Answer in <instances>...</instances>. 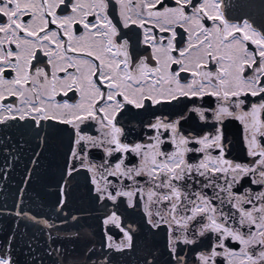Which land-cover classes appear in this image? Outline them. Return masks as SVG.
<instances>
[{"label": "snow or ice", "instance_id": "snow-or-ice-1", "mask_svg": "<svg viewBox=\"0 0 264 264\" xmlns=\"http://www.w3.org/2000/svg\"><path fill=\"white\" fill-rule=\"evenodd\" d=\"M116 4L125 29L143 30L139 42L149 55L137 57L128 40L118 42L119 25L109 18V0H0V125L13 122L37 136L42 122L75 128L67 176L86 169L101 201L115 204L125 197L133 207L135 197L145 198L152 228L166 226L173 264H189L187 252L202 239L208 246L191 264H219L218 257L225 264H264V34L247 22L225 20L216 0ZM63 8L70 11L61 14ZM205 18L211 27L202 22ZM76 25L83 31L77 33ZM178 28L187 33L184 47L177 43ZM42 60L45 67H37ZM6 72L14 75L9 78ZM61 94L67 98L62 102L56 100ZM205 96L216 100L214 125L226 118L241 122L249 162L225 157L219 127L196 138L182 135L179 121L156 118L146 125L156 133L148 142H123L118 116L129 106L147 110ZM248 96L259 99L245 110ZM13 97L14 102L2 103ZM192 111L207 121L206 110ZM92 123L99 126V135L82 134ZM161 129L170 130V136ZM165 144L170 151L163 150ZM96 149L104 153L102 161L90 159ZM129 154L139 162L129 166ZM189 154H198L197 161L189 162ZM144 176L148 179L141 185L137 178ZM103 223L120 227L115 213ZM121 231L119 242L107 236V249L133 248V237ZM87 253L83 264H97L95 250ZM0 264H15L6 248L0 251ZM104 264L110 261L105 258ZM143 264H155V259L146 257Z\"/></svg>", "mask_w": 264, "mask_h": 264}, {"label": "water", "instance_id": "water-1", "mask_svg": "<svg viewBox=\"0 0 264 264\" xmlns=\"http://www.w3.org/2000/svg\"><path fill=\"white\" fill-rule=\"evenodd\" d=\"M7 126L0 125V135ZM11 126L13 138L0 137V251L6 248L15 264H83L90 248L98 254L93 257L97 264H104L105 258L110 264H143L146 257L154 258L155 264H172L166 237L131 209L124 210L122 217L133 248L107 249L102 217L110 209L98 201L87 180L66 175L71 132L64 124L42 122L39 136L31 129ZM16 158L23 175L26 160L28 184L15 187L16 194L11 195L5 170L8 163L16 168ZM63 180L69 182L60 203Z\"/></svg>", "mask_w": 264, "mask_h": 264}, {"label": "flooded vegetation", "instance_id": "flooded-vegetation-1", "mask_svg": "<svg viewBox=\"0 0 264 264\" xmlns=\"http://www.w3.org/2000/svg\"><path fill=\"white\" fill-rule=\"evenodd\" d=\"M202 0H193L195 5H199ZM219 5L220 12L223 14V18L230 23H234L237 25H242L244 22L249 23L254 29L264 34V0H216ZM166 3L172 4L174 0H166ZM70 11V8H63L61 14L67 13ZM191 12V9L188 10ZM109 18L113 20L114 23L119 25V41L123 42L124 40L129 41L130 50L135 47V54L137 57L139 56H147L150 53V49H147L146 46L141 44L139 41L143 38V30L137 28L135 26H131L128 29L123 27L121 18H120V9L119 5L116 4V0H109V9H108ZM206 27H211L212 21L207 20L206 18L202 21ZM54 28V26H52ZM77 33L82 32L83 28L80 25H76ZM187 42V33L184 32L183 29H177V43L178 46L184 47ZM251 48L254 46L250 45ZM46 61H43L40 64H37V67H45ZM47 71L51 72V66H47ZM69 71H73L70 69ZM11 73L6 72V76L10 78ZM60 75H63L61 73ZM71 96V93H69ZM67 99L62 94L56 97L57 101L62 102ZM247 104L245 105V110H247L251 103L258 101L259 98H253L248 96ZM15 98H9L2 103H11L14 102ZM217 106L216 100L214 97L205 96L203 98H180L178 101H174L172 103H163L160 105L152 106L149 105L147 110H137L131 108L127 111L122 112L118 116V125L122 128L123 135L122 140L128 144H134L136 142H148V137L154 136L155 130L149 129L146 125L153 123L156 118H162L166 122H174L179 121L178 130L182 135L191 134L193 137H200L209 132H215L216 128L219 127L222 132V143L225 148V157L234 162L247 163L250 161V157L247 155V144L244 139V129L243 125L239 120L233 118H226L222 124L214 125L211 120V109ZM195 107L202 108L206 110L205 115L207 117V121L201 120L199 115L196 112H193L192 109ZM261 119L264 120V112L261 113ZM8 126L5 128L4 134L0 135V137H4L6 139L11 140L14 136L13 133L10 132L11 125H17L13 122H7ZM19 126V125H17ZM71 132V142H70V151L68 162L71 159V151L76 147V129L71 125H65ZM18 129V127H15ZM99 126L95 123L89 124L87 127H83L82 134H91V135H99L98 132ZM1 129V128H0ZM161 132L164 133L165 136H170V130L165 132V130L161 129ZM16 145V144H15ZM194 146V145H190ZM14 150H17V146H14ZM164 151H170L171 145L165 144L162 146ZM213 154L217 155L218 150H213ZM119 155V154H117ZM130 159L127 161L128 165L131 166L133 163H138L139 158L129 154ZM189 162H195L198 159V154H189L187 157ZM90 159L94 162H99L104 159V153L101 150H92L90 154ZM115 162V158H113ZM16 168L14 170L11 169L10 163H8L7 168L5 170V184L9 187V191L11 195L16 194L15 187L26 186L28 181L26 180V160H25V169L24 175L23 170L21 169V161L16 158L15 159ZM67 175V170H66ZM74 175H80L84 180H87V184L91 186L93 193H95V186L91 181V173H89L86 169H81L78 173H74ZM114 183H120V181L115 178H110ZM141 185H144L147 181V177H139ZM68 180H63L61 182V201H63V188L65 184H68ZM123 183L125 185H130L132 182L128 180H124ZM245 186H249V182L247 179L244 181ZM253 191H259V187L256 185H251ZM237 191H241V189H237ZM97 196V195H96ZM98 198V197H97ZM60 201V203H61ZM108 205L109 211L106 215L102 217V228L105 234V243H107V236L111 235L116 242H119L123 238V232L121 228L125 231H128L124 226V221L122 217V213L126 209H131L137 218H143L144 221L149 225V227L157 232L160 235H164L167 239V231L166 226H162L160 229L152 228V226L148 222V216L145 209V198L135 197L134 198V206L129 207L127 198L121 197L118 198V201L114 204L112 201H101ZM112 213H115L119 217L120 227H117L115 224L104 225L103 221L111 216ZM27 226V223L24 224ZM129 232V231H128ZM208 240L202 239L198 241L197 245H193L192 250L187 252V258L189 260V264L195 259L197 252L206 250L208 246ZM229 245L238 250L239 245L233 244L231 241H228ZM181 247H184L181 245ZM182 255L185 253L182 252ZM219 264H225L222 257H218ZM172 262V260H171ZM173 264V262H172Z\"/></svg>", "mask_w": 264, "mask_h": 264}]
</instances>
